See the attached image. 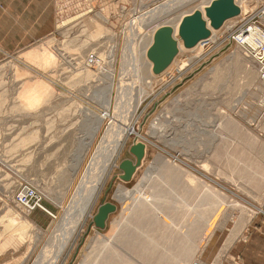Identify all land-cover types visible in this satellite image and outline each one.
<instances>
[{
  "label": "rangeland",
  "instance_id": "374dc122",
  "mask_svg": "<svg viewBox=\"0 0 264 264\" xmlns=\"http://www.w3.org/2000/svg\"><path fill=\"white\" fill-rule=\"evenodd\" d=\"M263 4L51 0L50 24L0 62V264H46L105 163L56 264H222L253 225L244 196L261 197L236 165L264 171V81L230 36ZM139 141L144 156L123 181L118 164ZM24 186L42 207L16 204ZM102 201L116 210L101 229ZM174 233L191 249L185 262L170 255Z\"/></svg>",
  "mask_w": 264,
  "mask_h": 264
},
{
  "label": "crops",
  "instance_id": "0c3cea01",
  "mask_svg": "<svg viewBox=\"0 0 264 264\" xmlns=\"http://www.w3.org/2000/svg\"><path fill=\"white\" fill-rule=\"evenodd\" d=\"M50 2L51 0H0V62L19 52L26 43L36 40L34 37L38 32L37 27L50 24ZM262 138L258 137L264 144V133ZM256 153L264 154V148ZM260 174L258 182L261 183L257 184L260 189L255 191L256 196H261L257 199L260 202L244 196L248 203L257 205L253 225L245 230L246 234L237 242L228 245V250L227 246L222 249V264H264V172Z\"/></svg>",
  "mask_w": 264,
  "mask_h": 264
},
{
  "label": "built area",
  "instance_id": "2783aa9c",
  "mask_svg": "<svg viewBox=\"0 0 264 264\" xmlns=\"http://www.w3.org/2000/svg\"><path fill=\"white\" fill-rule=\"evenodd\" d=\"M230 38L242 48L247 58L254 61L258 78L264 81V4L244 18ZM14 200L27 212L42 207L41 198L26 186L21 188Z\"/></svg>",
  "mask_w": 264,
  "mask_h": 264
},
{
  "label": "bare ground",
  "instance_id": "6f19581e",
  "mask_svg": "<svg viewBox=\"0 0 264 264\" xmlns=\"http://www.w3.org/2000/svg\"><path fill=\"white\" fill-rule=\"evenodd\" d=\"M59 11H60V9H59ZM206 15V14H205ZM77 16V15H76ZM204 16V15H203ZM59 20V22H60V24H63L64 25V22H65V20L63 19V18H59L58 19ZM193 34V33H192ZM192 37V36H191ZM188 40V38L185 40V41H187ZM190 40V39H189ZM182 42H183V39L181 40ZM185 41L183 42V43H185ZM190 42V41H189ZM183 47V46H182ZM49 48V47H48ZM45 50V49H44ZM181 51V50H180ZM183 52V51H182ZM233 52V51H232ZM28 57V56H27ZM26 58V57H25ZM29 58V57H28ZM24 59V58H23ZM30 59H31V57H30ZM256 71H257V69H256ZM257 74H258V71H257ZM259 76V75H258ZM223 128H224V126H223ZM234 130V129H233ZM231 131H232V128H231ZM233 132V131H232ZM249 141H251V140H249ZM254 144V143H253ZM252 144V142H251V144H249L250 146L249 147H251V148H254L253 146H251V145H253ZM227 146V145H226ZM230 146V145H229ZM230 149V147L228 148V150ZM232 150H233V152L232 151H230V155H232V157H234V156H241V155H243V154H248V153H246L245 151H242V149H240V148H238V149H233L232 148ZM244 152V153H243ZM243 153V154H242ZM240 158V157H239ZM231 160L230 161H232V162H235V160H238V158L237 159H234V158H230ZM249 159V158H248ZM251 159V158H250ZM250 159H249V161H250ZM229 161V163L231 164V162ZM248 161V160H247ZM248 161V163L249 164H247V166L249 167V166H251V168H253L254 167V165L255 164H257L256 162H252V161H250L249 162ZM228 162V161H227ZM243 162V161H242ZM244 162L246 163V160H244ZM260 163V162H259ZM258 163V164H259ZM257 164V165H258ZM245 165V164H244ZM237 167H236V169L239 171V177H240V180H241V178H242V180L244 179V180H246V181H250V182H252V183H257L258 182V179H259V174L258 173H256L255 171V167H254V170L255 171H250L249 170V168L247 169V172H245L244 171V169H246L247 168V166H246V168L245 167H243V168H241V166L240 165H236ZM106 167H107V163H105L101 168H99V172H98V174H97V176L94 178V180H93V183H92V188H91V191L89 192V194H88V196H87V198L85 199V201H84V204L82 205V207H81V209H80V213H79V215H78V218L75 220V223H73L72 225H71V227L69 228V230L66 232V234H65V236H64V238H63V240H62V242L61 243H59V245H58V249H56V252H55V254L53 255V257L46 263V264H56V262H57V260H58V258L60 257V255H61V253H62V251H63V249H64V247H65V245H66V243L68 242V239L71 237V235H72V233L74 232V230L76 229V227H77V225L79 224V222H80V220H81V218H82V216L84 215V213H85V210H86V208L88 207V205H89V203L91 202V200H92V198H93V195H94V192H95V189H96V187L98 186V184L100 183V181H101V179H102V177H103V175H104V173H105V171H106ZM259 167H261V166H259ZM258 168V167H257ZM259 169V168H258ZM257 169V170H258ZM261 170V169H260ZM244 171V172H243ZM262 171V170H261ZM264 172V171H263ZM263 172H261V174H263ZM260 174V175H261ZM238 178V177H237ZM261 182V181H260ZM247 183V182H246ZM254 185V184H253ZM141 212H142V210H141ZM140 211H139V214L141 213ZM145 212H143V214H144ZM141 215V214H140ZM138 217H139V215H138ZM174 218H176V217H174ZM192 222H193V219H192ZM196 222H197V219H196ZM192 224V223H191ZM190 224V226H193V224L191 225ZM157 227V226H156ZM192 228V227H191ZM195 228V227H194ZM187 229H188V227H187ZM193 229V228H192ZM201 229V228H200ZM158 230V229H157ZM160 232V231H159ZM159 232H157V234H159ZM178 232V231H177ZM190 232V231H189ZM188 232V233H189ZM199 232V231H198ZM121 234V233H120ZM123 234V233H122ZM177 234V235H176ZM183 234V233H182ZM175 235H176V237H175ZM180 233H174V235H173V238H172V240H173V242L175 241L176 243H175V245L173 246V242H171V241H169V243L167 244V246H168V248H171V250H173V251H171V253H170V255H173L172 257H178L179 258V260L180 261H183V262H185V261H187V256H188V253H190L189 251H191V249L189 248V247H185V246H183V244L181 243V241H180ZM188 235V234H187ZM120 236V235H119ZM183 236V235H182ZM181 236V237H182ZM174 237H175V239H174ZM188 237V236H187ZM184 237H182V239H183ZM119 239H121V236H120V238ZM143 239V238H142ZM144 239H147V238H144ZM192 239V238H191ZM191 239H190V241H191ZM98 242H100V241H98ZM141 242V245L143 244L142 243V241H139V242H137V243H140ZM147 242V241H146ZM93 243H95V242H93ZM144 243H145V241H144ZM153 243V242H152ZM134 244V243H133ZM193 244V243H192ZM140 244H138V246H139ZM144 245H146V244H144ZM155 245V244H154ZM153 245V246H154ZM134 246V245H133ZM135 246H137L136 245V242H135ZM151 246V245H150ZM150 246H148V245H146V246H144V248L146 247V248H148V252L149 253H147L149 256H150V258L152 257V259L155 257V258H157V261H159V258H166L165 256H163L162 254H160L159 255V249L160 248H158V247H150ZM92 247H94V246H92ZM95 247H96V245H95ZM136 248V247H135ZM96 249V248H95ZM102 249V248H101ZM134 249V248H133ZM140 249V248H139ZM138 249V250H139ZM141 249H143V247H141ZM140 249V250H141ZM55 250V249H54ZM136 250V249H135ZM144 250V249H143ZM137 251V250H136ZM143 252V251H142ZM48 256V255H47ZM91 257V256H90ZM91 259H92V257H91ZM167 259H169V258H167ZM162 260V259H161ZM40 261H41V259H40ZM150 261V260H149ZM38 262V261H37ZM42 262V261H41ZM90 262V261H89ZM92 262V261H91ZM148 262V261H147ZM44 263H45V261H44ZM171 262H169V264H170ZM43 264V263H42ZM157 264H158V262H157Z\"/></svg>",
  "mask_w": 264,
  "mask_h": 264
},
{
  "label": "water",
  "instance_id": "95a60500",
  "mask_svg": "<svg viewBox=\"0 0 264 264\" xmlns=\"http://www.w3.org/2000/svg\"><path fill=\"white\" fill-rule=\"evenodd\" d=\"M214 20V16H211ZM145 145L142 142H133L129 147V152L134 157L131 159H123L119 162L118 168L121 171L119 178L123 181H129L135 172L136 168L140 165L144 156ZM116 210V206L111 202H104L98 206L95 214L92 216V222L97 228H104L105 221L109 214Z\"/></svg>",
  "mask_w": 264,
  "mask_h": 264
}]
</instances>
